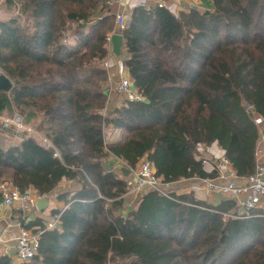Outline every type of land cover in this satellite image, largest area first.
Masks as SVG:
<instances>
[{
    "label": "trees",
    "instance_id": "16d2710c",
    "mask_svg": "<svg viewBox=\"0 0 264 264\" xmlns=\"http://www.w3.org/2000/svg\"><path fill=\"white\" fill-rule=\"evenodd\" d=\"M110 0H7L0 18V116L20 112L34 135L1 130L0 185L53 195L63 180L81 189L57 196L59 225L23 221L39 234L38 253L20 264H264V210L229 215L194 193H143L126 209L131 189L109 157L135 169L147 158L163 184L215 179L200 148L217 143L239 178L256 170L264 118V0H212L213 9L135 7L116 30ZM124 37L123 65L144 101L110 111L103 68L109 35ZM248 107H251L249 109ZM112 129L124 138L109 142ZM0 264H16L2 256Z\"/></svg>",
    "mask_w": 264,
    "mask_h": 264
},
{
    "label": "built area",
    "instance_id": "2783aa9c",
    "mask_svg": "<svg viewBox=\"0 0 264 264\" xmlns=\"http://www.w3.org/2000/svg\"><path fill=\"white\" fill-rule=\"evenodd\" d=\"M7 0H0V10L5 5ZM127 1V0H117ZM183 0H175L180 5ZM170 0H139L136 7H147L151 4H157L160 7L170 8ZM176 13V12H175ZM16 15L20 14V5L16 4ZM130 21V17L125 14H116V27L118 31L126 29ZM112 35V34H111ZM109 36V50L112 53V46ZM104 69L108 70V62L104 63ZM106 90L108 100H117L118 106L125 101H144L139 94L136 93L135 88L132 84L131 78L127 76H121L120 80L116 83H110ZM251 109V107H248ZM253 120L260 130V138L257 144L256 150V170L254 174L247 178L242 179L239 183H236L237 177L231 166L225 158L222 162L226 169L218 167V177L215 179L202 180L201 190L206 192L209 196L215 194L218 195L222 200H228L235 203L236 208L229 215L225 217L235 218H246L248 213L255 209L264 210V164L259 160L263 150V133H264V118L257 114H253ZM0 123L2 125L1 130L5 132L12 131L19 140L23 141L27 135H34L45 143L50 144L44 139L38 132L30 127L19 114L14 113L13 116H0ZM106 134V139H107ZM123 167H126L123 164ZM128 168V167H127ZM131 174L128 176V186L131 189L130 195L139 194L144 191L154 190L162 195L167 196L168 193L176 192L168 190L164 186L169 187L171 184H163L161 179L156 176V170L154 165L147 159L143 158L135 169H131ZM177 193V192H176ZM178 194V193H177ZM0 195L3 197V204L12 206L15 201L22 203L21 209L23 212L35 211V204L40 198L35 191L30 190L28 193L22 194L18 188L12 187L7 183L0 185ZM59 222L57 217H53V220L46 223L49 229L58 227ZM20 235L16 238L15 254L19 263H29L38 253L39 246V234H35L33 231L25 228L20 224Z\"/></svg>",
    "mask_w": 264,
    "mask_h": 264
},
{
    "label": "crops",
    "instance_id": "0c3cea01",
    "mask_svg": "<svg viewBox=\"0 0 264 264\" xmlns=\"http://www.w3.org/2000/svg\"><path fill=\"white\" fill-rule=\"evenodd\" d=\"M137 2H139V0H127L121 2L117 0H110L106 4V8L108 10V13H121L129 16L131 11L136 7ZM169 6L173 12H175L177 9H189L191 7H196L202 11L213 9L212 0H183L180 5L176 3L175 0H170ZM1 13L2 14L0 17L7 16L6 12ZM125 58L126 57L123 54L120 58L116 57L113 53L110 54L107 61L109 64V68L107 71L109 74V80H111L110 83H116L120 80L121 76H127L129 74V72L123 65V60ZM118 104L119 102H117V100H108V109L112 111L117 108ZM106 134L108 135L107 139H110L108 131L106 132ZM262 135L263 146L261 148L263 152L259 157V160L262 164H264V133ZM124 137L125 136L123 133L121 135L118 134V136L114 135V138L112 140L110 139L109 142H115L123 139ZM200 158L204 160L206 168L209 171L214 170V168L217 169L218 167L223 168L224 170L226 169V166L221 163L222 159L225 158V152L218 146L217 143H214L211 146H202L200 148ZM105 167L107 170L112 171L115 174H120L122 172L123 163L115 157H109L105 161ZM217 175H219V173H217ZM235 180L236 183H239L242 179L237 178ZM171 186H175V188L177 189L175 191L178 194H189L193 192L197 199L206 201L208 203L217 204L222 200V198L215 194L211 195V197L209 198L208 194L201 190V179L194 178L183 180L177 183H173L171 184ZM81 187V184L76 180H63L59 184L56 192L53 195H50V211H45L47 212L46 216L44 215V213H39L36 210L32 212H23V210L21 209L22 203L20 201H15L12 206L4 205L3 197L0 195V258L2 256H9L14 263L20 264L15 254L16 238L20 235L21 232L20 224H22L23 221L29 222L37 218L44 219L45 223L50 222L46 220V217H52L51 214L53 210L64 207V203L57 201V196L65 192L75 193L79 191ZM31 190L34 191L33 189ZM144 192L130 195L131 197L129 198L128 202L131 203V205L129 208H133L137 205L139 199L142 196V193ZM120 264H125V262H121Z\"/></svg>",
    "mask_w": 264,
    "mask_h": 264
},
{
    "label": "water",
    "instance_id": "95a60500",
    "mask_svg": "<svg viewBox=\"0 0 264 264\" xmlns=\"http://www.w3.org/2000/svg\"><path fill=\"white\" fill-rule=\"evenodd\" d=\"M110 42L112 46V53L116 57L120 58L122 56L123 44H124L123 35L119 33H113L110 37ZM13 86H14L13 82L6 75L4 74L0 75V91L10 92ZM122 173H124V175L128 177L131 174V170L127 167H123ZM50 201H51L50 196L40 197L35 204L36 211L39 213L45 212L50 206ZM131 261L132 259L125 261V264H130Z\"/></svg>",
    "mask_w": 264,
    "mask_h": 264
},
{
    "label": "rangeland",
    "instance_id": "374dc122",
    "mask_svg": "<svg viewBox=\"0 0 264 264\" xmlns=\"http://www.w3.org/2000/svg\"><path fill=\"white\" fill-rule=\"evenodd\" d=\"M191 8H196V7H191ZM196 9H198V8H196ZM1 12H6V15L7 16H13V15H16L15 14V12H16V10L13 12V10L11 9V8H9V10H4V11H2V10H0V16H1ZM176 14H178V13H176ZM129 15V14H128ZM7 16H5V17H7ZM128 17H130V15L128 16ZM1 18V17H0ZM111 34H113V33H111ZM110 34V35H111ZM122 54H123V51H122ZM1 74H3V73H1L0 72V75ZM13 82V81H12ZM14 113H17V114H19L21 117H23V115L20 113V112H18V111H14ZM13 113V114H14ZM13 114L11 115V116H13ZM10 116V117H11ZM24 118V117H23ZM30 127H32L36 132H37V130L35 129V125H34V123H30V124H28ZM108 133H109V138L112 140L113 138H114V135H117L118 136V134H122L120 131H114V130H112V129H109L108 130ZM13 136H15L14 134H13ZM14 139H19L18 137H13ZM110 139H107V140H110ZM166 189H168V190H173V191H175V190H177L176 188H175V186H169V187H167L166 185L164 186ZM134 196V195H133ZM131 196H129V198H130ZM129 198H128V200H129ZM133 199H135V198H133ZM130 205H131V203H129L128 202V205H126V208H129L130 207ZM47 210H49V208L47 209ZM46 210V211H47ZM50 211V210H49ZM44 213V215L46 216V214H47V212H43ZM46 220L47 221H51V220H53V218L52 217H49V216H47L46 217Z\"/></svg>",
    "mask_w": 264,
    "mask_h": 264
}]
</instances>
